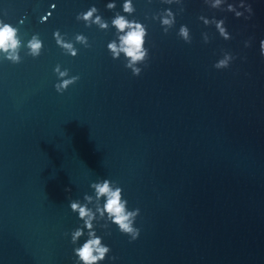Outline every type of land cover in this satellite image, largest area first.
<instances>
[{
    "label": "water",
    "instance_id": "95a60500",
    "mask_svg": "<svg viewBox=\"0 0 264 264\" xmlns=\"http://www.w3.org/2000/svg\"><path fill=\"white\" fill-rule=\"evenodd\" d=\"M107 2L0 0V18L21 40L39 33L44 42L37 59L22 49L21 63H0V264H74L65 233L79 221L69 199L102 178L122 186L129 209L140 208L137 240L114 226L103 240L117 264H264V0H248V21L203 0H185L167 35L145 21L150 55L138 77L108 53L112 30L75 19L95 4L110 21ZM135 6L141 21L166 7ZM201 14L224 18L233 38L206 28ZM181 24L191 44L177 37ZM57 29L83 33L92 47L65 56ZM222 50L237 59L218 71ZM57 63L80 77L63 94L54 89Z\"/></svg>",
    "mask_w": 264,
    "mask_h": 264
},
{
    "label": "clouds",
    "instance_id": "9594fccd",
    "mask_svg": "<svg viewBox=\"0 0 264 264\" xmlns=\"http://www.w3.org/2000/svg\"><path fill=\"white\" fill-rule=\"evenodd\" d=\"M151 5L153 0H147ZM165 5L162 10L151 15L145 14L144 21L136 18L135 0H120V10L117 11V0H108L105 8L112 11L114 15L110 21L105 19L95 4L86 11L77 13L75 19L82 22L86 28L96 27L100 31H113L114 38L106 47L113 60H121L124 67L130 70L133 76H140L143 68L147 67L150 47L148 46V23L145 21L158 22L163 33L167 35L176 26V18L184 12L185 0H159ZM203 4L214 11L231 13L237 19L243 18L248 21L254 16V10L248 0H203ZM55 9L56 5H51ZM176 7V11H173ZM6 15V14H5ZM51 16L49 12L41 18L46 22ZM198 20L206 27H214L219 37L225 41L231 40L225 19L211 17L201 14ZM23 24V20L20 21ZM176 35L185 44L192 43L191 30L186 24H181ZM204 44L210 42L208 32L201 33ZM56 46L65 56L76 58L79 54L77 45L85 49L92 47L89 39L83 33L69 36L59 29L52 33ZM252 45V39L244 41V47ZM24 55L37 59L44 51V42L39 33L31 35L30 39L24 41L19 37V27L6 22L0 18V63L5 61L16 65L22 62L21 50ZM259 53L264 57V39L259 41ZM237 59L229 51H223L221 56L213 64L216 70L228 69ZM246 59V58H241ZM57 78L54 89L58 94L65 93L72 85L78 82V75H70L67 68L57 63L53 69ZM90 194L85 193L82 199H69L68 207L77 216L78 226L65 236H70L73 245L74 264H117L119 257L110 255L111 248L103 243L105 236L111 235L114 226L120 234L129 238V242L137 240L140 236V228L136 227V220L140 216V208L129 209L128 200L124 197L122 186L111 179L102 178L90 184ZM70 191V189H66ZM98 229L103 235L98 234ZM81 241H83L81 243Z\"/></svg>",
    "mask_w": 264,
    "mask_h": 264
}]
</instances>
